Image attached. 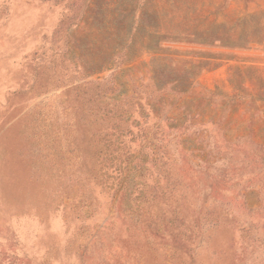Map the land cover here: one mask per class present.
<instances>
[{
    "label": "rangeland",
    "instance_id": "374dc122",
    "mask_svg": "<svg viewBox=\"0 0 264 264\" xmlns=\"http://www.w3.org/2000/svg\"><path fill=\"white\" fill-rule=\"evenodd\" d=\"M0 264H264V0H0Z\"/></svg>",
    "mask_w": 264,
    "mask_h": 264
}]
</instances>
